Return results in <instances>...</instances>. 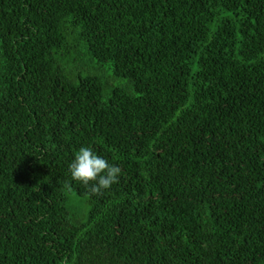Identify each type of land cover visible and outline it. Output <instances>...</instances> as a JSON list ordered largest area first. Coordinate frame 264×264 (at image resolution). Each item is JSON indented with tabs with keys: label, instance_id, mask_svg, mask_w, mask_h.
Wrapping results in <instances>:
<instances>
[{
	"label": "trees",
	"instance_id": "16d2710c",
	"mask_svg": "<svg viewBox=\"0 0 264 264\" xmlns=\"http://www.w3.org/2000/svg\"><path fill=\"white\" fill-rule=\"evenodd\" d=\"M0 264H264V0H0Z\"/></svg>",
	"mask_w": 264,
	"mask_h": 264
},
{
	"label": "clouds",
	"instance_id": "9594fccd",
	"mask_svg": "<svg viewBox=\"0 0 264 264\" xmlns=\"http://www.w3.org/2000/svg\"><path fill=\"white\" fill-rule=\"evenodd\" d=\"M121 171L119 166L110 165L105 158L87 146L81 147L69 164L71 179L86 187L90 185L93 195H101L103 191L118 183Z\"/></svg>",
	"mask_w": 264,
	"mask_h": 264
},
{
	"label": "rangeland",
	"instance_id": "374dc122",
	"mask_svg": "<svg viewBox=\"0 0 264 264\" xmlns=\"http://www.w3.org/2000/svg\"><path fill=\"white\" fill-rule=\"evenodd\" d=\"M72 203L76 206L79 216H83L87 213V205L82 200H73Z\"/></svg>",
	"mask_w": 264,
	"mask_h": 264
}]
</instances>
